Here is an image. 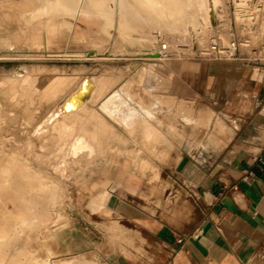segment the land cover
Instances as JSON below:
<instances>
[{
    "label": "rangeland",
    "instance_id": "374dc122",
    "mask_svg": "<svg viewBox=\"0 0 264 264\" xmlns=\"http://www.w3.org/2000/svg\"><path fill=\"white\" fill-rule=\"evenodd\" d=\"M23 1L0 0L2 4L1 9H3H0L2 11L0 12V18L2 19V21L0 19V35H4L5 33L1 28L8 26L6 21L10 22L11 27L13 25H17L16 27H18L19 24H24L21 20L22 16L17 10L5 8L7 5L16 6L18 3H23ZM28 1L31 5H37L39 2V0ZM223 1L227 5L228 13H223L222 8L219 6L218 11L220 16L218 25L215 28L204 29L196 24L192 18L194 14H204V6H201L200 0H180L179 8L173 10L169 18L158 16V11L156 10H150L149 8H145L144 10L143 7L130 3L128 0H101L108 14V17L104 20V28L106 33H108V37L103 34L102 37L104 36L106 41H108V38L116 37L118 31L130 29L131 44H126L122 49L115 48L107 42L103 44L96 42L91 37L90 31L101 29V26L98 23L94 24L93 21L85 20V18L75 12L67 15L68 21L66 19L64 26L65 29L68 28V30L74 32L80 31L77 32L80 35L73 39L75 43H66V37H64L65 40L62 37L63 42L59 38L53 39L54 45L52 43L51 45L47 43L42 44L43 48L40 54L43 57L32 56L33 58L23 55L27 53H14V49L8 52L5 48H0V102H2L0 105V145L6 144L8 141L6 139H8L9 127L6 122V116L4 117V114L7 113L6 110L9 109L8 105L4 104L6 103V97L16 95L19 98L18 103L27 107L28 111L32 113V116L30 115L31 122L25 123L28 131L13 133V136L11 135L12 140H15L16 145L18 144L20 147L25 148L23 152L26 154H30L31 152L36 153L39 150L42 153L46 150V146L42 148L41 146L46 145L47 138L50 137L51 141L53 132L51 130V133L45 134L44 129L48 128L55 121L54 117L57 115L56 112L59 105L66 98L67 94H70L77 88L79 79L88 73L95 74L97 84L100 83L102 85L103 82L108 85L105 90L102 88L104 85L102 87L98 85L96 91L98 94L97 100L93 102V107L89 108V112H92L93 115L96 113L100 118H103L95 110L96 104L99 101H107L108 97L113 93H119L123 95L125 100H129L131 98L129 95H132L138 102H143V108L147 110L148 107L150 111H154L156 114L154 120L159 123H153V125H158L157 130L151 125L153 132L151 136L146 137L147 144L149 145L147 152L152 153V158L148 156L132 157L128 156V154L115 155V158L121 162L122 166L116 168L114 165L101 171L112 156H98V158H103L101 160L105 163H97L96 165L94 163H85L83 167L96 170L99 173L92 176V181L90 177L86 182L77 187H71L69 182H63V185L68 188L66 189L68 193L66 196L58 195V189L55 187H41L40 181L36 177V181L33 183L34 186H26L21 189L22 195H28L29 198H33L34 200V203L28 202L26 207L28 210L22 211L17 202L13 203L14 206L5 203L6 199H3V196L8 192V188L7 185L0 187V264H40V262L44 261L45 256L36 253L39 243L47 244L50 236H54L55 232L64 231L70 227L74 229L78 228L82 222L92 224L97 228L98 224L96 220L98 217L101 219L99 226H101L104 233L105 255H109L118 245V236L122 235L123 237V234L127 232V227L113 219L112 209L107 204H105V207L92 210L89 206V194L91 192L100 191L102 194L105 191L111 194L112 191H115L123 194L121 191L122 187L133 192L139 184L144 188V193L141 196L146 202H152L154 209H151V211L154 213L155 208H158V210H161L160 215H163V213L168 211L169 207L174 205V203H178L181 197L187 196V193L182 189H172L175 182H177L172 175L174 173L173 167L177 163V156H182L183 153L190 154L191 156H196L200 153L205 155L222 154L231 147L229 140L234 135V131L230 134V139H225V144L219 147L211 144L212 146L208 145V148L203 149L199 145L200 140H203L201 132L197 128H193L195 133L192 135V127L183 126V128L179 122L184 114L191 116L192 114H199L198 116H200L201 111L205 113L203 115L205 116L204 120L210 119L215 113H221L226 117L225 121L231 127L234 125L233 121L235 123L234 126L238 129L240 128L238 117L242 118L241 124L247 121L244 117L228 111V108L239 102L240 98L249 97L247 94L240 91L234 96L232 101L228 102L212 100L192 92L177 73V70L183 66L192 65L200 59L210 57L209 45L211 43H226L230 37H234L238 42L239 56L244 60L236 62L224 61L225 64H221L222 68L240 65L234 67H243L241 71L243 74L249 71L256 72V75H250V79L264 77V34L259 31L260 28L257 26L256 21L247 17L245 18L246 20L244 17L241 20H237L235 14H232V12L234 13V7L231 0ZM247 5L248 9H246V13L249 9H253L251 3ZM25 8L26 5H23L21 9ZM51 12L48 18L42 20L45 24L55 21L57 17L55 9H52ZM126 14H131L132 18L126 20ZM140 17L145 18V20H141L137 24L139 22L137 19ZM146 19L150 20L154 25L145 26L147 25ZM71 21L75 23L72 26L71 24L68 25ZM40 25H43V23ZM69 26L71 29H69ZM217 31H222L221 33L224 34V38L227 36L225 41H223V36H220L222 39L218 37ZM142 34L152 36V41H157V48H159L160 42L169 43V52L159 54L162 55L160 60L154 58L144 59L135 54L133 55V53H137L141 48L152 46L151 41L146 42L140 37ZM202 36H204L205 40L200 41V37ZM41 40L44 41V37ZM170 43L173 45L175 43L178 46H170ZM146 44L151 45L146 46ZM56 45L57 47H55ZM16 50L26 49L17 48ZM44 54L47 56L45 57ZM146 63H152L151 66L156 70L149 73L139 72L141 66L148 65ZM18 66L23 67L26 74H32V84L25 88L13 86L11 83L12 68ZM162 67H164V70H162ZM76 74H80V76L75 79ZM234 84L235 82L232 83L231 87ZM21 90L24 91L23 94L25 96H23ZM135 94L137 95L135 96ZM138 95H142L143 99L140 100ZM155 98L158 100V103L154 101ZM227 115L230 117L228 118ZM82 118L78 120L80 123L90 118V115L88 114ZM58 120H62L60 115L56 121ZM113 121L114 123L111 127L115 136L114 142L117 144L120 142L119 144L122 147L120 145L119 147L122 152L133 149L131 141L134 137L132 134L133 128L131 127L133 124H127L126 126L123 121L118 119H114ZM159 129L162 131V133L160 132L161 134H159ZM249 132L252 131L249 129ZM26 143L29 145L28 147ZM112 150L106 148L105 152L109 153ZM133 153H136V151ZM41 158L44 159L43 163L45 167H48L47 171L51 169L53 172L56 170V163H59L65 157L44 156ZM52 159L55 166L51 164ZM84 162H87L86 157H84ZM68 170L75 171L76 168L71 166ZM53 175L55 173H52L50 176ZM99 175L101 176L99 177ZM26 177L29 179L34 178V174L28 172ZM101 187L103 189H99ZM166 188H170L171 194L166 193ZM87 192L88 194L86 195ZM55 200L58 201L53 202ZM32 206H34L33 210H31ZM194 210L195 205L192 200V217ZM123 241L124 239L122 240L120 251L128 255L129 250L124 246V243H128L127 241ZM126 258L138 264H148L151 260V256L144 252L135 253L133 256ZM80 262H83V264L91 262L100 264L101 259L95 251L75 257L72 264H81ZM48 264L51 263L48 262ZM250 264H264V258L255 259Z\"/></svg>",
    "mask_w": 264,
    "mask_h": 264
},
{
    "label": "crops",
    "instance_id": "0c3cea01",
    "mask_svg": "<svg viewBox=\"0 0 264 264\" xmlns=\"http://www.w3.org/2000/svg\"><path fill=\"white\" fill-rule=\"evenodd\" d=\"M219 61L200 59L177 73L192 92L212 100L228 102L240 91L247 94L228 108L247 121L241 124L238 117L239 129L232 121L234 135L226 152L183 153L173 167L177 182L172 189L187 196L160 215L141 196L142 186L133 192L122 187L123 194L112 191L107 202L113 219L127 227L113 252L105 255L98 217L97 228L82 222L55 232L47 244H38L36 253L51 264H72L75 257L95 251L102 264H138L126 257L140 252L151 256L148 264H250L264 258V77L250 79L256 72L243 74V67H234L240 65L222 68L225 62ZM121 237L128 255L120 251Z\"/></svg>",
    "mask_w": 264,
    "mask_h": 264
},
{
    "label": "bare ground",
    "instance_id": "6f19581e",
    "mask_svg": "<svg viewBox=\"0 0 264 264\" xmlns=\"http://www.w3.org/2000/svg\"><path fill=\"white\" fill-rule=\"evenodd\" d=\"M128 1L130 3L136 4L139 7H143L144 10L145 8H149L150 10H156L158 11L157 15L163 18H169L173 10L178 9L180 4V0H128ZM231 2L233 3V7H234V13L232 12V14H235L237 20H241L243 19V17L245 19L247 17L248 19L256 21L258 24L257 26H259L260 28L259 31L264 34V0H231ZM248 2L251 3L253 9L252 10L249 9L250 11L248 10L249 12L247 11L246 13V9H248L247 4H250ZM200 3L201 6H204V14L197 13L194 14L192 18L194 19L196 24L200 25L201 28L204 29L215 28L219 23L220 15H219L218 7L220 6L222 8L221 9L222 12L226 13L227 5L224 3L223 0H200ZM23 5H26L25 9H21ZM1 6L2 4L0 3V9ZM5 8L9 10L10 9L17 10L19 14L22 16L21 20L24 23V24L18 23L19 24L18 27H16L17 25L16 26L13 25L15 27L14 28L13 26L11 27V24H9L10 22L6 21L8 26L6 28H1L5 33L4 35H0V48H5L6 51L8 52L9 51L11 52V50L14 49L13 50L14 53L22 52V53H27L23 55L30 57L32 56L43 57V55L40 54L43 48L42 44L47 43L51 45L52 43L54 45L55 43H53L54 42L53 39L55 40L59 38L62 41V39L66 37L67 38L66 43L69 42L75 43V40L73 39L77 38L78 35H80V33L79 34L77 33L80 31L74 32L68 30V28L66 29L64 28L66 24L67 15L70 13L73 14V12H75L76 14L78 13L79 16L85 18V20L87 19L93 21L94 24L98 23V25L101 26V29L90 31L91 37L96 42L101 44L107 42L110 45H113V47L120 49H122V47H124L126 44H131L130 29L118 31L117 36L116 37L114 36L113 38L110 39L108 38V41H106L104 36L102 37V34L107 35L108 37V33H106L104 28L105 26L104 20H106L108 14L106 13L105 6L102 4L101 0H39L37 5H31L29 4L28 0H24L23 3H18L16 6L7 5ZM52 9H55V14L57 15V17L55 21H52L54 23L49 22V24H45V22H43L42 20L44 18H48L51 15ZM7 14L6 16H8ZM125 17L126 20H130L132 18L131 14H126ZM6 18L5 20L8 19ZM5 20L3 19V21ZM137 20H139V22H137V24H139L141 20L143 21L145 20V18L140 17ZM72 21L71 23L69 22L68 25L71 24L72 26V24L74 23V22L72 23ZM133 21L135 22V20ZM146 21H147L146 22L147 25L143 23L145 26L154 25L152 24V22H150V20L146 19ZM40 22H42L43 25H40L42 24ZM69 29H71L70 26ZM221 32L222 31L216 32L218 33L217 35L219 38L220 36L222 37L224 35ZM160 36L162 35L160 34ZM42 37H44V41L41 40ZM140 37L143 38V40L146 42L151 41L152 46H150L151 44L150 45L148 44L150 47L141 48L139 49V51H137V53H133V55L135 54L139 57H143L144 59L154 58L160 60L162 58V55L159 54H165L170 50L169 43L167 44V42L165 43L168 46V50L166 52H162L161 50L162 42L159 43V48H157L156 46L157 41L156 42L152 41V36L142 34L140 35ZM226 37L224 38L223 36L224 38L223 41H225ZM203 39L204 36L200 37V41H203ZM63 40H65V38ZM171 43L173 42L171 41ZM171 43L170 46L175 45V43L174 45ZM212 44L213 43L209 45V48ZM148 45L146 44V46ZM55 47H57V45ZM17 48H21V49L25 48L26 50H16ZM28 52H30V54H28ZM44 56L46 57L47 55L44 54ZM146 64L148 65L141 66L139 72L149 73L151 71L156 70L151 66L152 63H146ZM23 69L24 68L21 66L12 68L13 74L10 78L13 86H20L25 88L26 86L32 84V80H31L32 74L31 75H29L28 73L26 74ZM162 70H164V67H162ZM94 75L88 73L85 74L81 79H79L76 91L67 94L66 98L59 105V108L56 112L57 115H55L54 117L55 121L51 123V125H49L48 128L44 129L45 134L51 133V130L53 132H52L51 141L49 137L46 140L47 141L46 145L41 146V148L43 146H46V150L43 151L42 153L41 150H39L36 151V153L31 152L30 154H26L25 152H23L25 148L20 147L17 144L19 146L18 147L15 143V140H12L13 133L14 134L17 132L23 133L25 131H28L27 125L25 123L31 122L30 117L32 116L31 115L32 113L28 111L27 107L18 103L19 98H17L16 95L15 96L9 95L8 97H6V103L4 104L8 105L9 109L6 110L7 113L4 114V117L6 116V122L8 123V127H9L8 136H7L8 139H6L8 141L6 144L3 143L2 145H0V161H1L0 187L7 185L8 188V192L3 196V199L4 198L6 199L5 203H7L10 206H14L13 203L17 202L18 205L22 208V211L27 209L26 207L28 202L31 201L34 203V200L33 198H29L28 195H22L21 189L25 188L26 186H34L33 183L34 181H36V177L39 179L40 182H42V183L39 182L41 187L52 186L58 189L57 191L58 195H63V196L68 195L66 190L68 188L63 185V182H69L71 184V187L72 186L77 187L83 184L84 182H86L87 179L90 177L92 181L93 180L92 176L99 172H96V170L93 169H87L83 166L85 163H94L95 165L97 163L98 164L105 163L101 160L103 158H98V156H105V155L112 156L110 161L106 163L105 168L102 169L101 171H104L106 168L112 167L114 165L116 166V168L122 166L121 162L115 158V155L128 154V156H132V157L148 156L152 158L151 155L152 153L147 152L148 151L147 147H149V145L147 144L146 137L149 135L151 136L153 132L151 129V125H153V123L155 122L159 124L158 121L154 120V118L156 117L155 112L150 111L148 107L147 110L143 108L144 106L142 105L143 102L142 103L138 102L135 98H133L132 95H129L131 97L129 98V100H125L122 94L113 93L112 95H110L111 97L110 96L108 97L107 101L105 102L99 101V103L96 104L95 106V110L103 118H100L96 113L95 115H93L92 112H89V108L93 107L92 106L93 102L94 101L96 102L97 100L98 94L96 91L98 89V85H100L101 87L102 85H104V87H102L104 88V90L107 89L108 87V85L103 82L102 85L100 83L97 84L96 83L97 78ZM79 76L80 74H76L75 79L78 78ZM23 93L24 91H22V94ZM136 95L137 94H135V96ZM23 96H25V94H23ZM138 97L140 98V100L143 99L142 95H138ZM154 101L158 103V100L156 98ZM1 104L2 102H0V105ZM88 114L90 115V118H88L86 121L84 122L82 121L83 123H80V121H78L80 119H83L82 117L87 116ZM59 115L61 116L62 120L56 121ZM198 115L192 114L191 116L188 114L187 115L184 114L180 118L179 122L182 127L183 126L192 127V135L195 133L194 129L196 128L201 132V134L203 135V140H200V144H199L201 148L206 149L208 148V145L209 146L215 145L219 147L220 145L225 144L226 142L225 139L227 140L230 139L231 136L230 134L233 132V128L225 121L226 117L224 115H222L221 113H215L212 115L210 119H205V120H204L205 116H203L205 115L204 112L201 111L200 116ZM114 119L123 121L126 126L127 124L129 125L133 124L131 127L133 128L132 134L134 135V137L132 139L130 138L133 143V147H134L133 149L130 150L127 149L129 151L126 150L127 152H122L121 148L119 147V145L122 147V145L119 144L120 142L118 144L114 142L115 136L113 134L114 132L111 127V125L114 123L113 121ZM157 126L158 125L156 124L153 125V127L156 130H157ZM160 132L162 133L161 129H159V134H161ZM233 145L237 146V142L235 140L233 142ZM26 146L28 147L29 145L26 143ZM104 148H110L113 150L112 152L108 153L104 151L105 150ZM134 151H136V153H133ZM44 156L46 157L63 156L65 158H63V160L60 161L59 163H56V166L55 163H53L54 162L53 159L51 160V164H53L56 167V170H54L55 172L54 171L52 172L51 169L50 171H47L48 167H45L43 163L44 159L41 158ZM84 157L87 158V162H84ZM180 158L181 156L178 155L177 161ZM71 166L76 168V170L75 171L68 170L69 167ZM28 172L34 174V178L29 179L28 177H26V174ZM52 173H55V175L50 176ZM100 176L101 175H99V177ZM99 189H103V188L101 187ZM87 194L88 192L86 193V195ZM110 195H111L110 193L105 191L102 194L100 193V191L91 192L89 194V206L91 207L92 210L100 209L103 206L105 207V204H107ZM56 201L58 200H55L53 202ZM33 208L34 206L31 207V210H33ZM80 263L83 264V262ZM40 264H48L47 258L45 257L44 261L40 262ZM85 264H95V263H85Z\"/></svg>",
    "mask_w": 264,
    "mask_h": 264
},
{
    "label": "built area",
    "instance_id": "2783aa9c",
    "mask_svg": "<svg viewBox=\"0 0 264 264\" xmlns=\"http://www.w3.org/2000/svg\"><path fill=\"white\" fill-rule=\"evenodd\" d=\"M162 52L168 50L165 42L161 44ZM211 55L207 59L220 60V61H243L244 59L239 56L238 42L234 37H230L226 43H213L210 46Z\"/></svg>",
    "mask_w": 264,
    "mask_h": 264
}]
</instances>
